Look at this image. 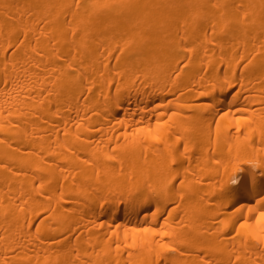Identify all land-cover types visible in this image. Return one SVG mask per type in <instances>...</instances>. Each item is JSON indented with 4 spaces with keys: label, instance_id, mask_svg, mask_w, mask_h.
<instances>
[{
    "label": "bare ground",
    "instance_id": "bare-ground-1",
    "mask_svg": "<svg viewBox=\"0 0 264 264\" xmlns=\"http://www.w3.org/2000/svg\"><path fill=\"white\" fill-rule=\"evenodd\" d=\"M264 0H0V264H264Z\"/></svg>",
    "mask_w": 264,
    "mask_h": 264
},
{
    "label": "snow or ice",
    "instance_id": "snow-or-ice-1",
    "mask_svg": "<svg viewBox=\"0 0 264 264\" xmlns=\"http://www.w3.org/2000/svg\"><path fill=\"white\" fill-rule=\"evenodd\" d=\"M262 219H264V213H262Z\"/></svg>",
    "mask_w": 264,
    "mask_h": 264
}]
</instances>
